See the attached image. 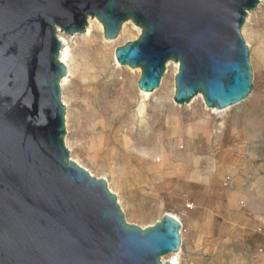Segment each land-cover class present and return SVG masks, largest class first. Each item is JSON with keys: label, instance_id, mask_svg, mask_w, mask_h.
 Segmentation results:
<instances>
[{"label": "water", "instance_id": "1", "mask_svg": "<svg viewBox=\"0 0 264 264\" xmlns=\"http://www.w3.org/2000/svg\"><path fill=\"white\" fill-rule=\"evenodd\" d=\"M260 2L0 0V264H172L162 257L182 245L175 214L129 223L106 179L71 158L58 29L83 33L91 16L115 39L132 20L141 33L115 57L142 69L139 89H157L173 60L174 100L223 110L252 92L243 27Z\"/></svg>", "mask_w": 264, "mask_h": 264}, {"label": "rangeland", "instance_id": "2", "mask_svg": "<svg viewBox=\"0 0 264 264\" xmlns=\"http://www.w3.org/2000/svg\"><path fill=\"white\" fill-rule=\"evenodd\" d=\"M260 1L243 27L252 92L223 110L212 111L202 94L177 103L173 64L143 96L142 69L115 57L117 47L141 33L132 20L115 39L105 38L96 21L89 34L67 37L72 74L62 93L70 156L106 179L129 223L145 228L166 212L175 214L182 222L179 264H264V236L257 230L264 228Z\"/></svg>", "mask_w": 264, "mask_h": 264}, {"label": "bare ground", "instance_id": "3", "mask_svg": "<svg viewBox=\"0 0 264 264\" xmlns=\"http://www.w3.org/2000/svg\"><path fill=\"white\" fill-rule=\"evenodd\" d=\"M249 14H250V12H249ZM94 21L98 22V24L100 25V27H102L103 24L101 22H99L96 17H91L90 16L89 17V24H88L87 29L85 31V32H87V34H89L92 31V29H93V22ZM129 23H131L130 20H128V21H126L124 23L123 31L126 30L127 25ZM139 30H141V29L139 28ZM261 31L262 32H261V37H260V40H261L260 43H263V46L262 47H264V18H263V22L261 23ZM58 35H59L60 39L63 41V48H62V53H61V60L66 64V66L68 67V70H69L68 71V74L62 80V87H64L67 84V82H68V80H69V78L71 77V74H72V71H71V52H70L69 41L67 39V37L69 35L64 30H62L60 28L58 29ZM172 64L174 65V67L178 71V69H179V62H176V61L172 62V60H170V61L167 62L168 67L170 65H172ZM139 68L140 67H137V69L136 68H133V69H136L134 71H138ZM140 93L143 96H149L150 95L149 92L143 91L141 89H140ZM199 97L202 98V95L201 94L196 95V98L195 99H197ZM211 110L212 111H217L218 109L217 108H211ZM167 255H169L168 256V260L171 261L172 264H179L178 263V255H179V253H170V254H167ZM162 259H163V261H166V258H162Z\"/></svg>", "mask_w": 264, "mask_h": 264}, {"label": "built area", "instance_id": "4", "mask_svg": "<svg viewBox=\"0 0 264 264\" xmlns=\"http://www.w3.org/2000/svg\"><path fill=\"white\" fill-rule=\"evenodd\" d=\"M257 230L260 234H262L264 236V228L263 227L260 226L257 228Z\"/></svg>", "mask_w": 264, "mask_h": 264}]
</instances>
